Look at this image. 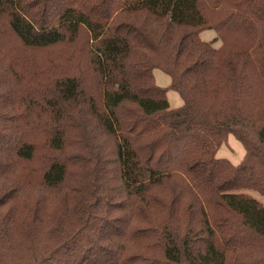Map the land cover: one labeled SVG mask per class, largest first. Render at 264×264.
<instances>
[{
	"label": "trees",
	"instance_id": "obj_1",
	"mask_svg": "<svg viewBox=\"0 0 264 264\" xmlns=\"http://www.w3.org/2000/svg\"><path fill=\"white\" fill-rule=\"evenodd\" d=\"M3 165L0 264H264V0H0Z\"/></svg>",
	"mask_w": 264,
	"mask_h": 264
},
{
	"label": "rangeland",
	"instance_id": "obj_2",
	"mask_svg": "<svg viewBox=\"0 0 264 264\" xmlns=\"http://www.w3.org/2000/svg\"><path fill=\"white\" fill-rule=\"evenodd\" d=\"M200 36L202 40L210 42L213 41L216 37H218V34L215 30L207 29L202 31ZM2 42L8 45L3 50L4 56L12 55L20 51H23L26 53V56L29 59H38L42 62H45L49 66L53 63L55 69L58 68L59 64H60V69L61 70L63 69V66L69 54V49L65 45L54 46L45 49H30V50L24 49L19 43H17L16 39L10 34L7 35L6 37H2ZM221 43L222 41L218 39L215 42V46L219 47ZM154 75L156 78V82L159 86L168 88L167 96L169 99L170 107L178 108L182 106L184 100L181 97L180 93L174 89L169 88L171 84L170 75H168L166 72L158 68L154 70ZM245 153H246V149L243 143L233 133H230L228 135L227 140L223 142V144L218 149L217 156L220 158H226L230 160L233 164L237 165L240 162H242ZM12 163H15L14 164L15 172L14 171L13 172L16 173L17 176L20 177L22 180H24L22 174L26 173L32 182L36 183L38 181V173L35 172L38 163L34 162L27 164L25 162H22L21 164H19L16 161H13ZM17 166L19 167L16 169ZM1 167H6V166L3 165L0 166V168ZM13 178H14L13 173L9 174V178L8 176H1L0 174V196H2L5 192L11 189V187L13 186L11 184V180H13ZM39 183L40 181L37 184ZM243 191L252 195L264 205V196H262L259 192L255 190H243ZM64 195L65 193H61L60 198ZM33 196H36V200H37L41 197L44 198L46 195L44 192L37 191L35 188L34 191L32 192L31 199L33 198Z\"/></svg>",
	"mask_w": 264,
	"mask_h": 264
}]
</instances>
